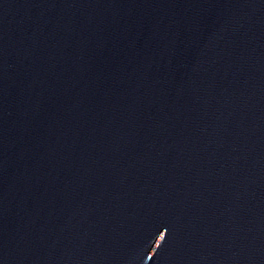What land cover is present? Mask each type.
Returning <instances> with one entry per match:
<instances>
[{
	"label": "water",
	"instance_id": "1",
	"mask_svg": "<svg viewBox=\"0 0 264 264\" xmlns=\"http://www.w3.org/2000/svg\"><path fill=\"white\" fill-rule=\"evenodd\" d=\"M0 264H264V0H0Z\"/></svg>",
	"mask_w": 264,
	"mask_h": 264
}]
</instances>
